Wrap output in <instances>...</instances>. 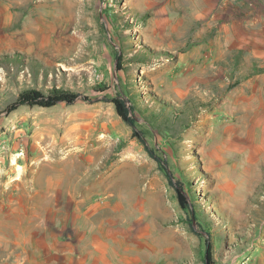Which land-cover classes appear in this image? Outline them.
<instances>
[{
  "label": "rangeland",
  "instance_id": "obj_1",
  "mask_svg": "<svg viewBox=\"0 0 264 264\" xmlns=\"http://www.w3.org/2000/svg\"><path fill=\"white\" fill-rule=\"evenodd\" d=\"M29 88L76 97L12 107ZM207 250L264 264V0H0V264Z\"/></svg>",
  "mask_w": 264,
  "mask_h": 264
},
{
  "label": "trees",
  "instance_id": "obj_2",
  "mask_svg": "<svg viewBox=\"0 0 264 264\" xmlns=\"http://www.w3.org/2000/svg\"><path fill=\"white\" fill-rule=\"evenodd\" d=\"M75 97L76 94L61 91L58 88L52 89L48 94H44L42 91L36 88H29L19 94L18 100L12 105V107H15L17 104L40 105L47 107L55 104L58 101L72 103ZM112 101L115 104L117 113L128 125L131 126L133 135L138 138L148 155L156 162L158 169L163 172L168 185L175 190L176 197L181 207H187L188 200L186 194L184 193V187L186 185H190L191 182L175 177L169 167L167 158L157 154L155 150L148 145L143 136V132H141V130H137L135 125V117L131 114H134L137 110L132 97H129L127 100L120 97H115L112 99ZM126 101H130V104L127 105ZM191 214L193 217L196 216L194 210L191 211ZM210 257L211 256L207 250L206 259H204L205 264H212Z\"/></svg>",
  "mask_w": 264,
  "mask_h": 264
},
{
  "label": "bare ground",
  "instance_id": "obj_3",
  "mask_svg": "<svg viewBox=\"0 0 264 264\" xmlns=\"http://www.w3.org/2000/svg\"><path fill=\"white\" fill-rule=\"evenodd\" d=\"M252 104V103H251ZM250 105V104H249ZM260 120V119H259ZM263 121V120H262ZM258 123V122H257ZM16 164V163H15ZM31 166V165H30ZM38 166V165H37ZM21 167H18L17 170H20ZM21 172V171H20ZM21 175V174H20ZM121 235V234H120ZM108 246V245H107ZM120 250V249H119ZM122 251V250H121ZM119 252V251H118ZM117 254V253H116Z\"/></svg>",
  "mask_w": 264,
  "mask_h": 264
},
{
  "label": "crops",
  "instance_id": "obj_4",
  "mask_svg": "<svg viewBox=\"0 0 264 264\" xmlns=\"http://www.w3.org/2000/svg\"><path fill=\"white\" fill-rule=\"evenodd\" d=\"M102 264H107L106 262H103ZM123 264H124V262H123Z\"/></svg>",
  "mask_w": 264,
  "mask_h": 264
}]
</instances>
